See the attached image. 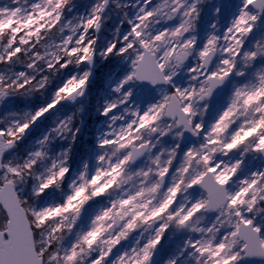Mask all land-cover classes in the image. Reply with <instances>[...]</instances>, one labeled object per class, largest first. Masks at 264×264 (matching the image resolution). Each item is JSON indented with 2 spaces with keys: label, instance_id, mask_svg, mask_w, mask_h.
<instances>
[{
  "label": "snow or ice",
  "instance_id": "snow-or-ice-1",
  "mask_svg": "<svg viewBox=\"0 0 264 264\" xmlns=\"http://www.w3.org/2000/svg\"><path fill=\"white\" fill-rule=\"evenodd\" d=\"M203 2L137 0L134 19L125 14L129 30L120 36L118 28L117 36L99 49L104 59L130 64L113 88L116 98L101 113L109 122L97 138V167L89 173L85 163L62 203L39 208L35 201L59 189L69 174V153L80 127L69 115L53 121L37 141L39 149L23 159L12 150L42 117L85 95L109 0H97L75 23L64 22L70 0H34L28 7L27 0L0 2V104L8 97L43 95L57 73L80 69L55 89L50 102L0 121V264H153L170 228L196 236L165 264H177L185 253L193 264L264 260V222L257 219L264 212V166L240 178L249 158L264 160V70L254 83L235 86L212 122L204 120L233 73L245 74L238 65L246 68L264 57V41L254 49L245 47L264 20V0H240L222 34L213 23L214 31L198 45ZM223 10L217 6L214 14L219 18ZM194 55L196 62L187 67ZM17 65L24 70L14 72ZM186 67L189 83L178 86L175 78ZM138 84L160 93L144 110L131 103ZM121 108L122 114H113ZM186 133L198 143L182 154L177 142L153 155L161 138L179 141ZM57 137L69 140L68 148L37 174L38 164L48 158V144ZM145 157V165L133 169ZM106 195L114 197L109 206L66 246L85 206ZM205 216L212 217L210 224L199 226ZM137 232L134 245L120 250L121 242Z\"/></svg>",
  "mask_w": 264,
  "mask_h": 264
},
{
  "label": "rangeland",
  "instance_id": "rangeland-1",
  "mask_svg": "<svg viewBox=\"0 0 264 264\" xmlns=\"http://www.w3.org/2000/svg\"><path fill=\"white\" fill-rule=\"evenodd\" d=\"M0 2H7V0H0ZM34 2V0H27V4L25 7L30 6V4ZM97 2V0H84L81 4L72 5L71 3L68 5L69 8L64 10V22L68 21L76 22V20L81 16H86L90 12L92 6ZM142 3V0H141ZM240 4V0H204V2L200 5L202 8L201 19L197 25V31L195 33L197 37V44L202 45L206 40L207 35L214 31L211 28V25L215 23L217 25V34H222L223 30L228 26V23L232 19V17L236 14L238 6ZM127 5V7H125ZM223 5L224 10L220 17L214 14V9L217 6ZM139 4L137 0H111V5L109 9L105 12L104 22L101 28V31L96 34L97 39V48L98 53L94 59V63L91 66V70L98 72V76L101 79V87L99 88L97 94L95 95V102L92 105L91 113L89 115V120L87 121V125H80V133L84 134L86 140L88 138V142L85 145L83 151H76L75 156L71 155V151L69 153L68 165L70 167V172L67 175L65 181L61 184L59 189H51L46 194H44L41 198L35 201L36 207H47L53 206L56 204H60L64 201L67 194H69L70 189L68 187L69 184L73 180L77 178L79 173L83 170V166L85 163L88 165L89 173L94 172L97 167L96 156L99 154L100 150L97 147V138L105 131H107L108 118L101 115L103 107L106 102H110L114 100L117 94L113 91V88L116 84L127 74L129 71L130 62L117 57H110L107 59L102 58L99 55V49L103 48L107 45L111 40H113L117 36V29L119 28V35L122 36L129 30V25L127 20L124 19L125 14L128 19H134L135 15L138 12ZM108 22V24H107ZM174 23V21H170L169 24ZM154 29H159L160 25H154ZM68 30H65V33L61 34L67 35ZM259 41H264V20H261L256 30L247 38L245 42V47L247 49H254L255 45ZM218 59V58H217ZM196 62L195 55L190 58V61L187 64V67H191ZM17 65L13 68L14 72H18L24 70L23 67H18ZM187 67L182 70L178 76L175 78V81L178 86H187L189 83V74L187 72ZM238 69L242 70L245 74L243 76H236L234 72V80L232 84L225 90L223 95L211 102L208 111L204 116L205 124L212 122L220 111L226 107L228 103V99L231 96L232 91L235 86H240L249 81L255 82V75L258 71L264 70V57H258L255 62H253L248 67H242L238 65ZM80 71L78 68H71L65 72L58 73L54 78L56 79V83L52 84L49 91L41 95L33 104L28 103L25 106L24 111H35L43 104L50 102V99L55 91V89L60 86L65 79L70 77L72 74ZM49 85L47 86V88ZM89 86L85 92L83 97H79L76 101H70L65 103L64 105L58 106L56 109L51 111V114H46L44 117L47 118L49 116V120L47 125L39 124V121H42V118L37 121L35 125L28 131L26 136L18 142V146L22 144L20 150H12L14 156L23 159L28 155L29 152L35 151L39 149L38 140L42 139L44 135H46L51 127L54 126L53 121H58L59 119H65L69 115H73V112L70 110V106H75L78 101H83L88 97ZM160 93L157 92L150 85L138 84L134 89V94L132 97V106L139 107L141 110H144L149 103L155 102L159 99ZM70 111H69V110ZM16 112L12 107H9L5 102L0 104V121H4V118L7 114ZM18 113V112H16ZM113 114H122V108L116 110ZM111 115V114H110ZM6 122V121H5ZM119 123V122H118ZM3 126V124H1ZM198 139L196 137L195 143L191 145H181V148L178 150L180 154L187 148L198 143ZM179 142L181 144V139L177 141L172 136H167L161 138V143L157 145V148L153 150V155L159 152L161 149H167L170 147H174L175 144ZM70 141L66 139H62L57 137L54 140H51L48 144V158L44 161L40 162L37 166V174H40L45 167L50 164L52 158L59 156L62 152H64L68 146ZM73 146V144H72ZM71 146V150H72ZM179 155L177 158V162L179 161ZM146 163V157L139 163L138 166L133 167L139 168L144 166ZM264 166L262 160H252L249 158L243 172L241 173L240 178H243L244 175L248 174L250 171L255 170L258 167ZM32 181L30 178V187L28 190H31ZM113 196H104L101 198H96L88 203L85 206L84 211L82 212L81 219L78 221L77 225L74 227L72 233L68 235L65 241V245L67 246L72 240H74L76 233L78 231H86L90 226L91 219L102 209L108 207ZM212 217L205 216L201 221L199 226H207L210 224ZM258 220L264 222V212L260 213L257 217ZM139 236V232L132 234L128 240L122 241L119 249L122 250L126 247H131L134 245L136 237ZM190 236H196L195 233H190L186 231H175L173 229H169L168 234L165 239L162 241V244L158 247V251L161 253L160 261L158 264H165L168 259L173 258L177 255L179 250L183 248L184 243ZM244 260V259H243ZM87 264V262H86ZM177 264H193L187 257V253L183 257L177 260ZM244 264V261H242ZM253 264H264V261L255 262Z\"/></svg>",
  "mask_w": 264,
  "mask_h": 264
},
{
  "label": "trees",
  "instance_id": "trees-1",
  "mask_svg": "<svg viewBox=\"0 0 264 264\" xmlns=\"http://www.w3.org/2000/svg\"><path fill=\"white\" fill-rule=\"evenodd\" d=\"M84 0H70V3L72 5H76V4H81ZM69 3V4H70ZM71 6V5H70ZM70 6H67L65 9L69 8ZM203 8V7H201ZM108 24V22H107ZM23 67V66H18ZM71 69V68H70ZM65 72V71H64ZM98 72L95 71V75L93 80L89 83V93H88V97L86 99H84L83 102H77L76 105L70 106V110L73 112V118H74V123L80 127V125H84V127L87 125V121L89 120V115L91 113V108L93 103L95 102V95L97 94L99 88L101 87V79L97 74ZM58 74V73H57ZM56 74V75H57ZM57 78H52L51 83L49 85V87L47 88V91H45L44 93H47L50 89V87L52 86L53 82L54 84L56 83ZM41 95L37 94V95H33L31 97H8L7 100L5 101L6 104H8L9 107H12L16 112H21L24 111L25 106L28 103H31L32 106L34 104V102L40 97ZM77 108H81L82 110L77 113ZM49 120V116L47 118L44 119V117L42 118V121H39V124L42 125H47ZM0 126H2L0 124ZM88 142V138L86 140V137H84L83 133H78L77 134V140L75 141V143H73L72 146V150H71V155L74 157L76 151H83L85 145ZM22 147V144H20L16 150H20V148ZM30 187V178H29V183L27 185V188L29 189ZM56 190V188H53Z\"/></svg>",
  "mask_w": 264,
  "mask_h": 264
},
{
  "label": "water",
  "instance_id": "water-1",
  "mask_svg": "<svg viewBox=\"0 0 264 264\" xmlns=\"http://www.w3.org/2000/svg\"><path fill=\"white\" fill-rule=\"evenodd\" d=\"M110 2H111V0H109V4H108L107 8L109 7ZM107 8H106V10H107ZM106 10H105V12H106ZM232 80H233V75L227 81V83L220 90L217 91L216 95L213 97L212 100L219 98L222 95L223 91L230 85V83L232 82ZM195 140H196L195 137L191 136V134H187L186 133L185 136L181 139V143H182V145H190V144L194 143ZM142 160H143V158H141L140 160H138L136 162V164L133 165V166H137ZM262 161L264 163V160H262ZM157 259H158V252H155L154 257H153V264L157 261ZM257 261H264V260H261L259 258H255V257H251V258L245 257L244 258V263L245 264H253V263L257 262Z\"/></svg>",
  "mask_w": 264,
  "mask_h": 264
}]
</instances>
